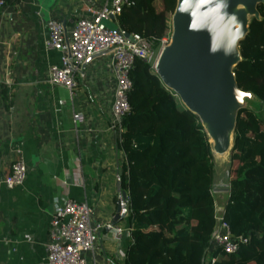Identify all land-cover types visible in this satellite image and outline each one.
Here are the masks:
<instances>
[{
	"label": "crops",
	"instance_id": "crops-1",
	"mask_svg": "<svg viewBox=\"0 0 264 264\" xmlns=\"http://www.w3.org/2000/svg\"><path fill=\"white\" fill-rule=\"evenodd\" d=\"M106 0H0V264H46L49 220L54 201H86L93 222L103 224L88 264H125L130 243L129 203L107 227L126 188L127 164L120 145L119 121L111 115L115 76L107 51L77 64L72 90L49 80L48 68L61 52L46 48L47 21L91 14ZM82 115L81 120H75ZM20 153L26 177L13 187L3 182ZM224 195V196H223ZM215 206L223 212L225 194ZM224 199V200H222Z\"/></svg>",
	"mask_w": 264,
	"mask_h": 264
},
{
	"label": "trees",
	"instance_id": "trees-1",
	"mask_svg": "<svg viewBox=\"0 0 264 264\" xmlns=\"http://www.w3.org/2000/svg\"><path fill=\"white\" fill-rule=\"evenodd\" d=\"M118 14L124 32L153 40L169 33L176 0H130ZM263 19H253L234 67L239 87L264 100ZM130 110L121 119L131 211L125 264H264V118L237 116L235 169L223 217L233 236L249 235L236 252L208 250L215 219L212 158L201 123L168 89L153 66L136 58L129 71ZM214 261H212V259Z\"/></svg>",
	"mask_w": 264,
	"mask_h": 264
},
{
	"label": "water",
	"instance_id": "water-1",
	"mask_svg": "<svg viewBox=\"0 0 264 264\" xmlns=\"http://www.w3.org/2000/svg\"><path fill=\"white\" fill-rule=\"evenodd\" d=\"M260 3L264 0H176L167 42L153 65L162 83L201 123L212 158V192L230 190L239 110L264 118V100L239 87L234 70L243 59L240 41L253 19H263ZM117 190L120 202L112 223L124 216L128 204L119 178Z\"/></svg>",
	"mask_w": 264,
	"mask_h": 264
},
{
	"label": "built area",
	"instance_id": "built-area-1",
	"mask_svg": "<svg viewBox=\"0 0 264 264\" xmlns=\"http://www.w3.org/2000/svg\"><path fill=\"white\" fill-rule=\"evenodd\" d=\"M2 1V0H1ZM130 0H106L97 9L87 8L92 13L75 18L67 30L57 17L47 21L48 36L44 44L46 48L61 52L60 64H51L48 68L49 80L73 89L76 85L74 70L77 64L86 57L101 51H107L111 57L112 72L116 84L111 104V115L119 121L130 110L128 92L132 87L129 71L136 58H142L152 66L159 49L167 42L168 34L160 39L154 47L153 40L138 33L125 35L119 27L118 14ZM111 20L115 26H110ZM82 115L75 120H81ZM121 141V136H120ZM26 177V164L20 153L11 163L9 171L3 176V182L13 187L22 184ZM129 202V197H128ZM93 207L86 201L66 198L62 202L54 201L53 212L49 220L48 242L46 244V264H88L86 253L95 249L99 229L103 224L93 222ZM214 225L210 233L208 250L219 249L227 253L236 252L241 244L247 243L249 235L233 236L230 225L223 217V212L216 206ZM113 229V234L120 237L126 227L117 223H106ZM215 258L212 259L214 261Z\"/></svg>",
	"mask_w": 264,
	"mask_h": 264
},
{
	"label": "rangeland",
	"instance_id": "rangeland-1",
	"mask_svg": "<svg viewBox=\"0 0 264 264\" xmlns=\"http://www.w3.org/2000/svg\"><path fill=\"white\" fill-rule=\"evenodd\" d=\"M107 24L110 25V26H115V23L112 22L111 20H108ZM234 169H235V162H234V164L232 162L231 169H230V175H231V172L233 173ZM213 193H214V199H216V201L221 200V198L219 199L220 192H213ZM222 200H224V199H222Z\"/></svg>",
	"mask_w": 264,
	"mask_h": 264
}]
</instances>
